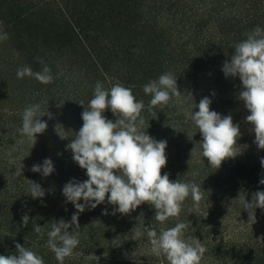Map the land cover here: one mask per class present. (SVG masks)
Returning a JSON list of instances; mask_svg holds the SVG:
<instances>
[{
	"label": "trees",
	"instance_id": "1",
	"mask_svg": "<svg viewBox=\"0 0 264 264\" xmlns=\"http://www.w3.org/2000/svg\"><path fill=\"white\" fill-rule=\"evenodd\" d=\"M146 2L148 9L158 12L154 17L158 29L171 39L169 61L176 59L182 71L184 69L183 72L189 75L186 76L187 86L179 88L181 96H172L165 106V123L158 124L155 129H143L154 139L167 141V165L161 174H169L173 181L195 182L200 185L203 198L197 207L189 196L183 202L179 217L169 218L164 224L155 220V209L148 203L127 215L113 214L117 206L109 204L107 199L94 209L87 207L78 218L79 244L73 254L65 258L64 264H168L163 255L158 261L148 260L149 255L154 254L147 233L144 232L139 239H134V233L138 229L144 231L146 227H154L159 232L161 227L171 228L178 222L188 224L184 233L186 240L197 238L207 248L200 264H264V234L257 229L233 234L236 240L222 237L224 230L230 233L229 218L230 221L241 217L249 219L240 198L245 197L251 202L255 192L264 191V185L259 183L264 179V167L260 163L264 150L258 149L255 137L244 130V124H249L246 117L250 113L238 98L241 81L239 77H225L222 71L224 62L230 61L235 46L246 39L247 33L256 27L264 30V0H158L155 9L150 6L154 2L142 0V3ZM53 4L56 13L49 9ZM46 6L47 11H41L39 5L18 9L11 35L25 65L34 72L41 71L44 65L51 69V83L55 89L43 91L47 86L35 89V98L38 102L45 99L41 114L48 111L51 118L45 115L41 119L50 121L48 124L57 131L47 139L37 138L33 147L27 137L19 139L17 134H5L1 138L0 166L10 175V181L14 179L11 183H15L16 188L19 184L26 190L30 180L45 190L43 198H32L29 190L27 194L13 197L20 196L28 207L30 219L27 227H33L32 221L35 220L42 227L39 234L43 236L37 243L17 242L31 247L41 257L40 251L31 244L43 246L42 251L47 253L49 260L59 264L46 246L47 233L52 222L60 219L70 222L77 211L72 203L66 202L63 186L72 180L83 182L88 177L86 170L74 162L71 150L67 149L74 134L82 127L81 113L85 106L75 103V99L66 94L62 64L59 66L52 53L62 56L64 51L76 52L95 44L96 47L100 45L101 50L115 54L117 42L107 39L99 30H90L85 26L88 25L86 21L69 19L70 16L55 0L47 2ZM34 82L39 81L34 79ZM205 82L208 86L204 85ZM204 97L211 99V110L222 116L231 115L233 122L240 126L241 136L235 145L239 154L225 160L219 169L211 167L202 156V137L189 118L190 112L198 111L195 104ZM105 116L107 119L114 117L110 110ZM178 125L186 129L182 130ZM46 158L54 164L51 175L44 177L31 171L33 165H42ZM193 172L197 175L193 176ZM105 211L108 214L105 215ZM255 217L264 219V209H255ZM127 243L129 250L124 246Z\"/></svg>",
	"mask_w": 264,
	"mask_h": 264
},
{
	"label": "clouds",
	"instance_id": "2",
	"mask_svg": "<svg viewBox=\"0 0 264 264\" xmlns=\"http://www.w3.org/2000/svg\"><path fill=\"white\" fill-rule=\"evenodd\" d=\"M7 39L6 32L0 34V40ZM222 71L225 77H239L242 87L238 98L250 113L246 121L255 134L254 143L258 149L264 150V30L256 27L247 33L246 39L235 46L230 61L224 62ZM25 76L42 84L53 81L51 69L47 65L35 72L30 66L19 68L17 77ZM143 91L151 95L148 105L150 112L156 106H167L172 96L180 97L182 94L178 89L177 78L171 72L144 85ZM211 103L209 97L202 98L195 104L198 111L190 112L189 118L202 137V156L211 167L219 169L225 160L239 154L235 145L241 132L239 124L233 122L231 115L222 116L211 110ZM79 104L83 106V102ZM144 108L143 100L137 101L131 88L116 83L110 89H105L100 81L96 82L93 98L81 113L82 127L67 145V149L72 152V159L86 170L88 178L83 182L72 180L63 186L62 194L66 202L72 203L77 211L70 222L63 219L52 222L51 230L47 233L46 246L54 253L59 264H64L65 258L70 257L79 244V214L87 207L96 208L106 199L109 204L117 206L113 214L118 212L123 215L148 203L155 209V220L160 224L169 218H178L183 202L189 196L199 206L203 198L200 185L178 179L173 181L169 174H161L167 165V141H158L143 129L145 121L141 113ZM40 109V104L26 107L22 113V127L18 130L27 137L32 147L37 142V135L43 134L48 127L41 117L48 115L51 118L48 111L41 114ZM107 110L113 113L114 120L106 118ZM156 116L153 113V118ZM260 163L264 167V158ZM54 170L50 158L44 159L42 165H33L31 168V171L44 177L51 175ZM192 175L197 173L193 172ZM28 181L30 196L43 198L45 190L41 185ZM259 183L264 185V179ZM81 200L83 203H80ZM240 203L249 213V220L255 223V209H264V191L255 192L251 202L241 197ZM104 214H108L107 211ZM29 219L28 215L22 217L25 226ZM32 223L33 230L41 233L42 227L35 220ZM187 228L188 224L184 222H178L171 228L161 227L159 232L154 227H146L144 231L136 230L134 239H139L146 232L151 253L157 257L163 255L168 264H200L207 248L197 238L186 240L184 233ZM15 248L16 254L0 255V264H44L43 258L34 251L19 243H16Z\"/></svg>",
	"mask_w": 264,
	"mask_h": 264
},
{
	"label": "rangeland",
	"instance_id": "3",
	"mask_svg": "<svg viewBox=\"0 0 264 264\" xmlns=\"http://www.w3.org/2000/svg\"><path fill=\"white\" fill-rule=\"evenodd\" d=\"M54 0H0V34L7 33V40H0V145L2 137L5 134H17L19 139L22 136L18 131L22 127V113L24 109L33 104L43 105L41 101L35 98V89L54 88L53 83L42 84L34 82V78L25 76L17 77V70L23 66L24 59L19 51L14 47L12 41V25L14 15L18 9H25L30 5H39V9L47 11V2L53 3ZM66 13L69 19L73 21H86L90 30H99L103 36L112 42H117L115 54L113 51L106 52L101 50L100 45L96 47L86 46L76 52L70 50L64 51L62 56L52 53L64 73L66 83V94H70L75 103L83 102L85 108L88 107L89 101L93 98L94 87L97 81H100L105 89H110L114 84L121 83L125 87L131 88L137 101L143 100L145 108L141 115L145 121L143 127L155 129L165 123V106H156L150 112L148 105L151 100L150 94H145L143 86L152 80H158L159 76L171 72L177 78L178 89L187 86V77L189 75L182 71L180 63L176 59L169 61L171 56L168 55L171 47L170 38L164 35L158 29V22L155 16L158 12L147 8V2L142 0H55ZM154 2L150 6H158V0H149ZM60 8V7H59ZM55 12V5L49 7ZM57 10V9H56ZM50 14V12H48ZM56 13V12H55ZM48 17H50L48 15ZM92 33V32H91ZM101 39V38H100ZM103 39V38H102ZM110 47L112 45H109ZM172 48V47H171ZM57 48L53 49L56 51ZM186 83V84H185ZM208 86V82H205ZM33 86V88H32ZM204 89L207 87H203ZM31 93L33 95L31 96ZM235 98L238 96L233 94ZM43 108L40 109V112ZM153 113L157 116L153 118ZM113 120L115 117L112 118ZM44 121V120H43ZM47 124L51 123L46 121ZM172 126V125H171ZM179 126V125H178ZM173 127V126H172ZM178 128L184 130L183 126ZM252 126L244 124V130L255 137L251 130ZM57 129L48 124L43 134H38L37 138H45L55 134ZM158 136V135H156ZM1 150V148H0ZM8 157L11 152L8 151ZM11 160V159H10ZM0 166V255L16 254L15 245L19 242L31 243L38 242V238H43L39 233L33 230V227H27L22 222V217L28 215V207L21 197L13 198L17 195L28 193L27 189L15 183H11L10 175L3 172ZM10 170V169H7ZM12 196V197H11ZM256 218V217H255ZM230 233L223 231L224 239H234L233 234L239 231L245 233L257 229L264 234V219L256 218L255 223L249 219L241 217L239 220L227 221ZM32 228V229H30ZM21 246H24L22 243ZM34 246L40 251L44 264H55L49 260L46 252L42 251L43 246ZM126 250L130 249L129 244L124 245ZM26 247V246H24ZM34 251L31 247H26ZM130 252V251H129ZM40 255L38 252H35ZM127 253V252H126ZM128 254V253H127ZM148 260H160V257L149 255Z\"/></svg>",
	"mask_w": 264,
	"mask_h": 264
}]
</instances>
